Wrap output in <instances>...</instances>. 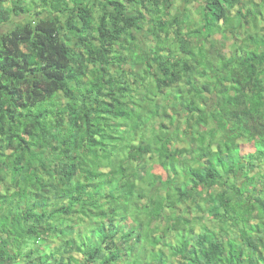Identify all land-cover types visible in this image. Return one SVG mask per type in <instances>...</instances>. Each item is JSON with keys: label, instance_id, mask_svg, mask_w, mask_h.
<instances>
[{"label": "trees", "instance_id": "16d2710c", "mask_svg": "<svg viewBox=\"0 0 264 264\" xmlns=\"http://www.w3.org/2000/svg\"><path fill=\"white\" fill-rule=\"evenodd\" d=\"M19 17L0 264H264V175L238 177L264 160V0H0Z\"/></svg>", "mask_w": 264, "mask_h": 264}, {"label": "clouds", "instance_id": "9594fccd", "mask_svg": "<svg viewBox=\"0 0 264 264\" xmlns=\"http://www.w3.org/2000/svg\"><path fill=\"white\" fill-rule=\"evenodd\" d=\"M176 15V13H174V16ZM18 19H20V17L19 18H16L15 20H11V21H9V22H7V23H1V24H18V22H19V20ZM9 31V30H8ZM176 127V125L175 126H173L172 128H175ZM234 154H239V149H236L235 151H234ZM245 154H247V153H245ZM243 157H244V161H246L247 163L250 161L249 160V158L247 157V156H245V155H243ZM260 172V174L261 175H264V160H258V161H256L255 162V166L253 167V168H249V165H248V167L246 168V169H244L243 171H240L239 172V175H238V177L239 178H242L243 177V175L244 174H246V173H248V175H247V177L246 178H249L250 176H255V175H257L258 173ZM263 179V178H262ZM244 182V180L243 179H238L237 180V183L238 184H241V183H243ZM223 221H224V218H221ZM230 226V225H229ZM216 227V230H217V234H230V240H232V246H234L235 245V247L237 246V244H239V243H241V234L239 233V232H237V231H235V230H232V228H229V227H225L226 229L225 230H222V227L223 226H215ZM229 240V241H230ZM179 264V263H178ZM185 264H187V263H185Z\"/></svg>", "mask_w": 264, "mask_h": 264}, {"label": "crops", "instance_id": "0c3cea01", "mask_svg": "<svg viewBox=\"0 0 264 264\" xmlns=\"http://www.w3.org/2000/svg\"><path fill=\"white\" fill-rule=\"evenodd\" d=\"M186 8V3L185 2H177L176 4V8L174 10V13H177L178 10H181L183 12L184 15V10ZM181 15V16H183ZM16 26V24H0V33L6 32L8 30H11L12 28H14Z\"/></svg>", "mask_w": 264, "mask_h": 264}, {"label": "rangeland", "instance_id": "374dc122", "mask_svg": "<svg viewBox=\"0 0 264 264\" xmlns=\"http://www.w3.org/2000/svg\"><path fill=\"white\" fill-rule=\"evenodd\" d=\"M203 234L207 235L208 233L203 232ZM210 241H212V237L210 235H208V237L206 238V242L208 243ZM165 254H166L167 257H170V252L169 251H165Z\"/></svg>", "mask_w": 264, "mask_h": 264}]
</instances>
